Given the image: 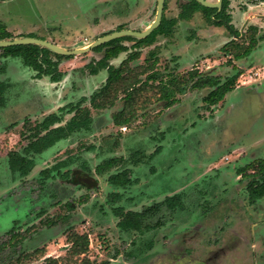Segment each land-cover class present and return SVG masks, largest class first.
<instances>
[{
    "label": "rangeland",
    "instance_id": "374dc122",
    "mask_svg": "<svg viewBox=\"0 0 264 264\" xmlns=\"http://www.w3.org/2000/svg\"><path fill=\"white\" fill-rule=\"evenodd\" d=\"M234 1L235 11L245 9L257 20L261 11L256 6L246 9L253 2ZM183 2L167 0L165 15L177 16ZM156 10L157 0H0V21L15 37L32 34L71 50L89 46L110 31L144 30ZM239 19L237 24L244 15ZM201 25L211 24L199 10L179 22L175 35L159 36L158 44L142 47L129 65L134 72L147 70L140 74L145 80L149 65L155 64L164 82L171 74L181 77L191 70L218 75L224 82L241 70L235 89L211 105L210 87L188 88L166 107L165 99L158 98L160 78L152 80L136 93V116L123 126L114 122V114L124 107V91L113 106L96 108L92 102L109 81L108 69L90 73V62L103 51L53 55L62 72H68L57 84L36 79L21 57H8L5 64L0 56V66L6 65L2 79L12 80L0 105V264H51L50 258L79 264L83 256L71 253L67 238L72 232L88 234L87 255L97 263L264 264V196L250 204L247 183L252 177L238 175L240 168L264 159V43L238 59L229 53L233 43L223 49L225 26L201 30ZM235 40L248 44L242 37ZM128 55L110 62L118 66ZM80 99L93 117L90 128L75 131L42 153L24 150L31 140L30 126L51 112L61 114L64 124L76 110L67 114L61 107ZM158 146L160 151L151 157ZM12 151L35 159L28 175L10 169ZM63 159L70 163L61 173L71 169L70 177H60L57 170L52 172L56 177L41 173ZM113 159V165L99 167ZM125 168L139 181L114 189L109 175ZM78 176L93 180L77 182ZM176 192L182 193L183 207L170 211L164 206L147 218L149 225L159 221L164 227H142L141 218L130 214L127 220L136 230L117 226L126 210L141 211ZM172 241L179 245L164 255Z\"/></svg>",
    "mask_w": 264,
    "mask_h": 264
},
{
    "label": "trees",
    "instance_id": "16d2710c",
    "mask_svg": "<svg viewBox=\"0 0 264 264\" xmlns=\"http://www.w3.org/2000/svg\"><path fill=\"white\" fill-rule=\"evenodd\" d=\"M228 4L229 0H222L223 9L218 15H216L217 17L224 18L226 22L231 21L230 15L226 13ZM198 8H203L207 12L209 21L217 24L214 20L215 18L211 17V14L216 11V8L204 6L197 0H190L189 2L181 5V11L178 16L167 17L164 14L161 24L146 37L138 38L132 35H125L93 47L96 51H104V55L99 60H94L90 63L91 72L95 73L100 69L107 68L109 73L107 86L105 87V90H103L102 94L99 95L103 98L100 102H96L95 100L97 106H102L101 104L105 103L112 105L118 92H125L124 107L115 115V122L118 125L129 124L133 120V117L136 115V110L134 109L136 93L141 94L145 86L152 80L155 81L160 78L161 94L158 98L165 99L166 107H170L178 101V98L176 97L177 92H185L188 88L202 89L210 87L211 90L208 95V100L211 105H215L222 101L226 94L235 88L237 79L239 75H241V71L232 75V77L228 78L224 82L219 80L220 78L218 75H203L198 70H191L188 72V75H183L181 77L171 74V77L164 82L162 77L163 75L154 69V64L149 65L148 68L151 70V73L147 75L145 80L140 78V74L143 72L145 73L147 70L134 72V68L129 65L131 60L140 56L142 47L154 44L159 35L171 36L176 30L175 27L177 26L179 19H191ZM221 22L222 21H218V23ZM256 33L257 30H251L249 44L245 46L238 45L237 43L235 44L234 53L236 58L244 57L250 54L258 40L257 37H255ZM10 37H12V33L6 30L5 25L0 22V39ZM126 41H134V43L131 46H128L125 43ZM131 48H133V50L129 53L128 58H126L119 66H114L110 63V59L117 57L120 53L128 51ZM0 49L12 54H22L24 56L25 63L38 71L37 76H41L44 73L49 74L51 75L52 80H59L61 77V73L57 70L59 59L54 60L52 56L54 55L59 58L63 57V55L55 53L47 47L28 43L7 46ZM61 120L62 115L59 113H52L46 116L42 122L32 128L35 129V131L31 134V140L28 142L27 146L24 147V150L27 152L33 150L41 153L54 145L56 141L69 136L74 131L83 127L88 128L92 118L87 110L80 109L77 110L76 115L65 125L53 127L55 123ZM160 149L161 146H158V148L152 152L150 156L153 157L158 151H160ZM69 163L70 161L67 159L60 160L52 167L42 170L41 173L44 174L45 177H50L52 176L53 170H57L60 177L68 178L70 177L72 170L68 169L61 173V169L68 167ZM9 164L10 169L13 172H19L21 175H28L35 163L34 159L23 155L21 152L12 151L9 153ZM248 169H254L255 171L253 173H247ZM239 173H247L252 177L248 185L252 201L264 196V159H262L259 165L252 164L250 166L240 168ZM56 176L57 175H53V177ZM257 176H260L261 178L258 179L256 178ZM110 181L122 187H127L135 182L131 177V169H125L121 172L111 174ZM178 199L179 194L168 196L164 201L154 204L153 206H148L143 211L124 212L120 220V225L122 226L121 229L125 231H131L134 229V227L129 224V220H127L129 218V214L133 215L132 218L137 217V221L141 218L143 222V219L148 216L149 213L152 214L153 211L159 210L163 205H166L169 209L176 208L180 203ZM126 223H128V225ZM67 238L72 244L71 253L77 256H83L79 264H104V262L97 263L94 260H90L88 257L89 237L87 233L72 232ZM50 260L52 261L51 264H59L56 258H50Z\"/></svg>",
    "mask_w": 264,
    "mask_h": 264
},
{
    "label": "flooded vegetation",
    "instance_id": "af4514ba",
    "mask_svg": "<svg viewBox=\"0 0 264 264\" xmlns=\"http://www.w3.org/2000/svg\"><path fill=\"white\" fill-rule=\"evenodd\" d=\"M190 0H184V2L181 4V5H183V4H185V3H187V2H189ZM209 1V0H208ZM249 1H251V2H253V4H251V6H250V3H248V5H247V8L246 9H249L250 7H252V6H256V8H257V10L258 11H261V12H259V13H257V15H256V18H257V20H255L253 17H251V15L249 14V12L247 11H245V9H244V12H242V11H240L239 10V12L238 11H235V9H234V5H235V1L234 0H229V4H228V6H227V8H226V13H228L229 15H230V17H231V21L230 22H226L225 21V19L224 18H221V17H217L216 15H218L219 13H220V11L223 9V6H222V0H217V1H215V2H213V1H210V2H213V3H220V5H218V6H212L211 8H216V11H214L212 14H211V17L212 18H215L214 20L217 22V24L216 23H212V22H210L209 21V19H208V16H207V12L203 9V8H198V10L196 11V12H198L199 10H201V11H203L204 13H205V15H206V17H207V19H208V22L211 24V25H207V26H203V25H201V27H199L201 30L202 29H208V28H210V27H213L214 25L215 26H225L226 27V29H227V32L225 31L224 33L225 34H223V38H224V40H221L222 42H223V49L225 48H227V46H229V45H231L230 43H233L234 45L233 46H235V44L237 43L238 45H243V44H241L242 43V41H238V40H235V38H240V37H242L243 38V41L244 40H247L248 41V44H249V40H250V33H251V30L252 31H254V29L255 30H257V33H256V35H255V37H257V43H256V45H255V47L252 49V51L250 52V54H248L247 56H244V57H248V56H250L251 54H252V52L254 51V49L255 48H257L258 47V45H260L261 43H264V21L263 22H259L260 20H261V16H263V19H264V0H249ZM165 2H166V8H167V0H165ZM200 3V2H199ZM203 5V4H202ZM208 7V6H207ZM165 3H164V11H165ZM157 11V10H156ZM234 13H237L238 15H237V18L235 17V14ZM165 14V12L163 13V15ZM240 14H243L244 15V20L242 21V22H240V24H237L236 23V20L237 19H239L240 18ZM216 16V17H215ZM155 17H156V13H155V15H154V18L153 19H155ZM174 17H176V16H174ZM192 19V18H191ZM236 19V20H235ZM181 20H186V19H181ZM224 20V21H223ZM240 20V19H239ZM218 21H222L221 23H218ZM1 23H2V21H0ZM4 24V23H3ZM5 25V24H4ZM148 25H149V23H148ZM5 27H6V25H5ZM177 27V26H176ZM214 28H216V27H214ZM6 30H8L9 32H11L12 33V31L11 30H9L7 27H6ZM200 30V31H201ZM138 31H143V30H138ZM111 32V31H110ZM110 32H107V33H110ZM202 32V31H201ZM107 33H105V34H107ZM175 33H176V30L174 31V33L172 34V35H175ZM105 34H103V35H105ZM200 35H201V37L203 38V34L202 33H199ZM102 35V36H103ZM171 35V36H172ZM230 36V38L231 39H229V38H227V36ZM25 36H32V34H27V35H25ZM132 36H134V35H132ZM159 36H164V35H159ZM158 36V37H159ZM20 37H24V36H20ZM20 37H15L13 34H12V37H10V38H6V39H0V41L1 40H8V39H13V38H20ZM136 37V36H135ZM166 37V36H165ZM208 39H209V37H207ZM42 39H45V38H42ZM228 39H229V41H228ZM45 40H47V41H50L49 39H45ZM158 40V39H157ZM226 40H227V42H226ZM209 41H210V39H209ZM233 41V42H232ZM50 42H52V41H50ZM127 42V41H126ZM125 42V43H126ZM158 41H156L155 43H157ZM53 43V42H52ZM133 43H134V41H133ZM132 43V44H133ZM154 43V44H155ZM240 43V44H239ZM56 44V43H55ZM127 44V43H126ZM131 44V45H132ZM19 45V44H18ZM39 45V44H38ZM128 45V44H127ZM131 45H128V46H131ZM153 45V44H152ZM10 46H12V45H10ZM42 46V45H41ZM150 46V45H149ZM4 47H7V46H0V48H4ZM43 47H46V46H43ZM48 48V47H47ZM50 49V48H49ZM72 50V49H71ZM94 50V49H93ZM133 50V48H131V49H129L128 51H124V52H122V53H125V52H128V53H130L131 51ZM53 51V50H52ZM94 51H96V50H94ZM228 51V50H227ZM97 52H102V51H97ZM235 52V50H234V47H233V49H231L230 51H229V53H234ZM55 53H58V52H55ZM122 53H120L118 56H120ZM58 54H60V53H58ZM60 55H63V56H66V55H64V54H60ZM103 55H104V51H103ZM0 56L2 57V60L4 61V63L5 64H7L8 62H7V59L6 58H8V57H21L22 58V60H23V63H24V65L27 67H31V66H29V65H27L26 63H25V60H24V56L22 55V54H12V53H10V52H6L5 50H3V49H0ZM68 56H72V55H68ZM118 56L117 57H114V58H118ZM234 56H235V53H234ZM103 57V56H102ZM101 57V58H102ZM128 58V57H127ZM241 58H243V57H240V58H238V59H241ZM54 59V58H53ZM100 59V58H99ZM98 59V60H99ZM113 59V58H112ZM112 59H110V61L112 60ZM137 59V58H136ZM54 60H58L57 58H55ZM125 59H123L122 61H121V63L124 61ZM92 61H94V60H92ZM91 61V62H92ZM96 61V60H95ZM132 61V60H131ZM90 62V63H91ZM111 64H112V62H110ZM4 64V66H0V72H2L1 74L2 75H0V105L1 106H3L4 104H5V99H6V91H7V89L10 87V85L12 84V80H8V81H6V80H4V79H2V77L4 76V72H5V69H6V65ZM114 65V64H113ZM120 65V64H119ZM118 65V66H119ZM90 66V65H89ZM114 66H116V65H114ZM154 66H155V64H154ZM58 68H57V70H58V72L59 73H61L60 75H61V77H60V79L59 80H52L51 79V75H49V74H42L41 76H37V74H38V71L36 70V69H34L33 67H31L34 71H35V77H36V79H42L43 77H45V78H47V79H49L48 81H49V83H55V84H57L58 82H60L63 78H64V76L65 75H67V73L68 72H66V71H64V72H62V69L60 68L61 66H60V61H59V64H58V66H57ZM209 67H211V66H209ZM10 67H9V65H8V67H7V70L9 71L10 69H9ZM155 68V67H154ZM103 69H107V68H103ZM17 70V69H16ZM100 70H102V69H100ZM99 71V70H98ZM97 71V72H98ZM238 71H241V70H238ZM10 72V71H9ZM97 72H95V73H93V72H91V69H90V73H91V76H93V75H96L97 74ZM19 74V73H18ZM47 81V80H46ZM105 89V88H104ZM235 89V88H234ZM233 89V90H234ZM102 92L103 91H101L99 94H98V96H97V98L95 97L93 100H92V102L94 101V106L96 107V108H103V107H106V106H113L114 104H115V101H114V103L112 104V105H109L108 103H105V104H101L102 106H97V104L95 103V100H96V102H100V100L103 98V97H100L99 95H101L102 94ZM230 92V91H229ZM218 104V103H217ZM77 106V107H76ZM171 107V106H170ZM62 109H64L65 111H66V113L68 114V113H70V112H72V111H75V113H74V115L69 119V120H71L75 115H76V112H77V110H80V109H84V110H87L88 112H89V115L91 116V118H92V121H91V123L93 122V117H92V115H91V113H90V110H89V108H87V107H85V106H83V100L82 99H80V100H78L76 103H68V104H66V105H64V106H62L61 107ZM71 108H72V110H71ZM75 108V109H74ZM123 109V108H122ZM121 109V110H122ZM120 110V111H121ZM120 111H118V112H120ZM117 112V113H118ZM52 113H58V112H51V113H49V114H52ZM117 113H115L114 114V122H115V115L117 114ZM49 114H47L46 116H48ZM45 116V117H46ZM136 116V115H135ZM134 116V117H135ZM44 117V118H45ZM134 117H133V119H134ZM44 118L42 119V120H40L39 122H36L34 125H32V126H30L29 128L31 129V130H33L30 134H32L34 131H35V129H32L34 126H36L38 123H40V122H42L43 120H44ZM68 120V121H69ZM62 121H63V119L61 120V121H59V122H57V123H55L54 125H53V127H56V126H59V125H65L68 121H66L64 124H62ZM90 123V124H91ZM116 123V122H115ZM57 124H59V125H57ZM125 125V124H124ZM120 126H123V125H120ZM84 128H86V127H83V128H81V129H84ZM88 128H90V125H89V127ZM81 129H79V131L81 130ZM87 129V128H86ZM76 131H78V130H76ZM45 132V131H44ZM75 132V131H74ZM73 132V133H74ZM72 133V134H73ZM72 134H70L69 136H67V137H63L61 140H63V139H66V138H69ZM60 141V140H59ZM58 141H56V143H57ZM55 143V144H56ZM54 144V145H55ZM27 146V145H26ZM53 146V145H52ZM51 146V147H52ZM50 148V147H49ZM30 152H34V153H38V152H35V151H30ZM10 153V152H9ZM42 153V152H41ZM24 155V154H23ZM25 156H27V155H25ZM8 157H9V154H8ZM27 157H29V156H27ZM30 158V157H29ZM31 159H34V158H32L31 157ZM115 160L116 159H113V160H111V161H108V162H105V163H102V164H100L99 165V167H103V166H105V164H107V166L108 165H113V163H115ZM58 162V161H57ZM56 162V163H57ZM34 163H35V159H34ZM55 163V164H56ZM53 166V165H52ZM51 166V167H52ZM106 166V167H107ZM9 167H10V164H9ZM244 167H247V166H244ZM244 167H242V168H244ZM125 169H131V168H125ZM125 169H123V170H125ZM123 170H121V171H123ZM121 171H119V172H121ZM255 170H253V172H254ZM105 172V171H104ZM253 172H250V173H253ZM102 173V172H101ZM116 173H118V172H116ZM132 173H133V170L131 169V177H132ZM247 173H249V172H247ZM242 174V173H238V175H241V176H244V175H248V174ZM114 174V173H113ZM53 173H52V176L51 177H53ZM110 176H111V174L109 175V178H108V180H109V182L111 183V185L112 186H114L115 188L114 189H116L117 187L118 188H126V187H122V186H120V185H116V184H114V183H112L111 181H110ZM248 176H251V175H248ZM74 177V176H73ZM133 178V177H132ZM241 179L242 178H240V179H238V181L240 182L241 181ZM77 182H85V184H89L93 179L92 178H90V177H88V176H78L77 177ZM251 180V179H250ZM249 180V181H250ZM134 183L133 184H131L132 186L135 184V183H137L139 180L138 179H134ZM249 181H248V183H247V190H248V200H249V203L250 204H253V205H256L257 204V202H258V200H260V199H262L263 197H261V198H258V199H256L255 201H252V199H251V197H250V192H249V188H248V185H249ZM130 185V186H131ZM129 186V185H128ZM177 194H179V201H180V203L178 204V206L176 207V208H178V207H183V197H182V193L181 192H176V193H174L173 195H168V196H174V195H177ZM114 195H116V196H120L121 194H120V192H115V194ZM122 196H124V195H122ZM167 196V197H168ZM165 199H163V200H161V201H164ZM161 201H156V203H153V204H151V205H149V206H153L154 204H157V203H160ZM166 207V209H168V210H170V211H173V210H175L176 208H174V209H169L166 205H163L162 207ZM146 207H148V206H146ZM145 207V208H146ZM161 207V208H162ZM145 208H143V210L145 209ZM160 208V209H161ZM159 209V210H160ZM143 210H141V211H143ZM131 211H133V212H136V211H134V210H131ZM125 212H128V210H126ZM150 215H152V214H150L149 213V215L148 216H146L144 219H143V222H142V227H146V226H148V227H153V228H155V227H159L157 224L159 223V221L156 223V224H153L152 226L151 225H149V223L147 222V218L148 217H150ZM218 219V218H217ZM121 220V219H120ZM120 220L118 221V223H117V226L121 229V225H120ZM156 225V226H155ZM165 226V224H162L159 228H162V227H164ZM158 228V229H159ZM122 230V229H121ZM133 230H136V229H133ZM122 231H125V230H122ZM125 232H129V231H125ZM159 232V231H158ZM165 241L164 242H166V239H164ZM153 241V239L150 241V242H152ZM218 242L216 243V245H215V247H218ZM151 245H154L153 243H151ZM179 245V243H176V242H174V241H172L171 243H169L164 249H165V251L166 252H164V255H167V256H169L168 255V253H171V250H173V249H175V248H173V246H175V247H177ZM153 247L154 246H152L151 248L153 249ZM189 247V246H188ZM102 248H103V245H102ZM150 248V249H151ZM213 249H215V248H213ZM211 252L213 251L212 249L210 250ZM178 259H180V261L181 260H183V259H181V257H178ZM185 259V258H184ZM199 259H201V258H199ZM202 263V262H201ZM200 263V264H201Z\"/></svg>",
    "mask_w": 264,
    "mask_h": 264
},
{
    "label": "water",
    "instance_id": "95a60500",
    "mask_svg": "<svg viewBox=\"0 0 264 264\" xmlns=\"http://www.w3.org/2000/svg\"><path fill=\"white\" fill-rule=\"evenodd\" d=\"M197 1L203 4L204 6H208V7L220 5V3H213L208 0H197ZM164 3H165V0H157L156 17L149 25H147V27L143 31L131 30V29L115 30V31H112L110 33H107L97 38L93 43H91L89 46H86V47L68 50L58 44H55L45 39L34 37V36H24L20 38L1 40L0 46H10V45L33 43V44H39L42 46H46L50 48L51 50L58 52L60 54L71 55V54H79V53L86 52L95 46H98L109 40H112L114 38H118L121 36H125V35H134L138 38H143V37L148 36L155 28H157L161 24L163 13H164Z\"/></svg>",
    "mask_w": 264,
    "mask_h": 264
},
{
    "label": "crops",
    "instance_id": "0c3cea01",
    "mask_svg": "<svg viewBox=\"0 0 264 264\" xmlns=\"http://www.w3.org/2000/svg\"><path fill=\"white\" fill-rule=\"evenodd\" d=\"M196 13H197V12H195L194 15H195ZM177 16H178V15H177ZM153 20H154V19H153ZM153 20H152V21H153ZM152 21H151V22H152ZM180 21H181V19H179L178 24H179ZM151 22H150V23H151ZM150 23H149V24H150ZM178 24H177V26H178ZM157 44H158V42H157Z\"/></svg>",
    "mask_w": 264,
    "mask_h": 264
},
{
    "label": "built area",
    "instance_id": "2783aa9c",
    "mask_svg": "<svg viewBox=\"0 0 264 264\" xmlns=\"http://www.w3.org/2000/svg\"><path fill=\"white\" fill-rule=\"evenodd\" d=\"M98 248H100V249H101V248H102V245L100 244V245L98 246Z\"/></svg>",
    "mask_w": 264,
    "mask_h": 264
}]
</instances>
